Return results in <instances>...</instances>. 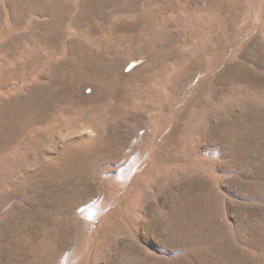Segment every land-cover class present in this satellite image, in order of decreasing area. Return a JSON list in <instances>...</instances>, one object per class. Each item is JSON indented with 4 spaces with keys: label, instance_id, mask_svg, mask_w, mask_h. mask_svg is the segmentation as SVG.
<instances>
[{
    "label": "rangeland",
    "instance_id": "374dc122",
    "mask_svg": "<svg viewBox=\"0 0 264 264\" xmlns=\"http://www.w3.org/2000/svg\"><path fill=\"white\" fill-rule=\"evenodd\" d=\"M0 264H264V0H0Z\"/></svg>",
    "mask_w": 264,
    "mask_h": 264
}]
</instances>
